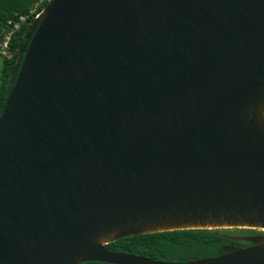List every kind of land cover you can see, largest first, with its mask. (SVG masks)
<instances>
[{
	"label": "water",
	"instance_id": "obj_1",
	"mask_svg": "<svg viewBox=\"0 0 264 264\" xmlns=\"http://www.w3.org/2000/svg\"><path fill=\"white\" fill-rule=\"evenodd\" d=\"M0 113V264H264L105 245L264 231V0H46ZM32 32V34H31Z\"/></svg>",
	"mask_w": 264,
	"mask_h": 264
},
{
	"label": "trees",
	"instance_id": "obj_2",
	"mask_svg": "<svg viewBox=\"0 0 264 264\" xmlns=\"http://www.w3.org/2000/svg\"><path fill=\"white\" fill-rule=\"evenodd\" d=\"M37 0H0V44L8 20H19L20 26L11 34L6 53L1 54L0 64V113L4 107L7 95L12 87L14 77L21 63L23 51L29 38L25 34L30 30V22L44 6L46 0L38 4L34 12L31 11ZM32 34V32H31ZM251 231L252 229H245ZM226 232H216L213 229L196 228L155 233L136 234L120 238L105 246L120 252H130L151 260L186 261L188 259L215 256L221 246L233 244L235 246L246 243L229 240ZM83 264H109L99 261H86Z\"/></svg>",
	"mask_w": 264,
	"mask_h": 264
},
{
	"label": "built area",
	"instance_id": "obj_3",
	"mask_svg": "<svg viewBox=\"0 0 264 264\" xmlns=\"http://www.w3.org/2000/svg\"><path fill=\"white\" fill-rule=\"evenodd\" d=\"M44 0H37L36 2V6H38V4H40L41 2H43ZM37 8V7H36ZM36 9H31L32 12H34ZM25 19L24 16L19 17V20L23 21ZM19 20H8L7 22V27L4 30V35H3V39L1 41L0 44V53L1 54H5L6 53V48L8 46V41L10 39L11 34L20 26V21Z\"/></svg>",
	"mask_w": 264,
	"mask_h": 264
},
{
	"label": "rangeland",
	"instance_id": "obj_4",
	"mask_svg": "<svg viewBox=\"0 0 264 264\" xmlns=\"http://www.w3.org/2000/svg\"><path fill=\"white\" fill-rule=\"evenodd\" d=\"M36 5L33 6L34 9H36ZM32 8V9H33ZM1 56V55H0ZM1 57H0V64H1ZM216 232H226V234H244L247 232V230L245 229H238V228H217V229H213Z\"/></svg>",
	"mask_w": 264,
	"mask_h": 264
},
{
	"label": "flooded vegetation",
	"instance_id": "obj_5",
	"mask_svg": "<svg viewBox=\"0 0 264 264\" xmlns=\"http://www.w3.org/2000/svg\"><path fill=\"white\" fill-rule=\"evenodd\" d=\"M238 229H244V228H238ZM264 231L262 230H255V229H252L250 232L247 231L246 233L244 234H225V235H229V236H232V237H238V236H244V235H254V234H261L263 233ZM231 240V239H229ZM242 246H245V245H242Z\"/></svg>",
	"mask_w": 264,
	"mask_h": 264
}]
</instances>
